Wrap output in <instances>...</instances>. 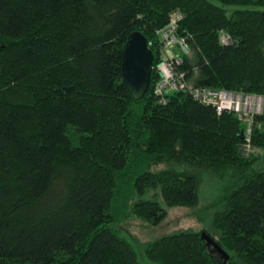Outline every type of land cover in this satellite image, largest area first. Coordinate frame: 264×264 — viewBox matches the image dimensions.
Listing matches in <instances>:
<instances>
[{
	"label": "trees",
	"instance_id": "1",
	"mask_svg": "<svg viewBox=\"0 0 264 264\" xmlns=\"http://www.w3.org/2000/svg\"><path fill=\"white\" fill-rule=\"evenodd\" d=\"M175 13L191 87L264 97V0H0V264H145L117 226L197 208L207 176L220 189L204 207L225 206L219 235L163 236L147 257L224 264L205 231L225 264H264V109L245 155L236 113L186 90L161 102L155 67L140 100L123 82L130 34L144 33L156 66Z\"/></svg>",
	"mask_w": 264,
	"mask_h": 264
},
{
	"label": "built area",
	"instance_id": "2",
	"mask_svg": "<svg viewBox=\"0 0 264 264\" xmlns=\"http://www.w3.org/2000/svg\"><path fill=\"white\" fill-rule=\"evenodd\" d=\"M180 18L179 13L173 14L170 23L157 32L161 49L159 60L154 66L159 75L155 92L160 97V101L165 103L169 93L186 90L202 103L215 107L220 115L225 112L236 113L245 123V143L242 151L246 155L252 149V135L257 125L256 117L263 113L264 97L225 89L191 87L186 80V74L177 69V66L183 63V54L191 52L189 37L180 36L177 32ZM221 41L228 44L231 38L223 32Z\"/></svg>",
	"mask_w": 264,
	"mask_h": 264
},
{
	"label": "rangeland",
	"instance_id": "3",
	"mask_svg": "<svg viewBox=\"0 0 264 264\" xmlns=\"http://www.w3.org/2000/svg\"><path fill=\"white\" fill-rule=\"evenodd\" d=\"M235 8L239 7H230V11L232 12ZM219 189L220 183L207 176L200 186L199 196L201 203L197 208L191 210L183 207L169 208L168 223L160 225H152L140 218L133 217L132 221L125 226H117L116 233L133 247L141 262L159 264L151 262L147 257L146 249L152 242L163 236L181 232H195L201 229H206L215 236L219 235V231L214 225V219L217 212L225 210V206L222 205L217 208L204 207L216 197Z\"/></svg>",
	"mask_w": 264,
	"mask_h": 264
},
{
	"label": "water",
	"instance_id": "4",
	"mask_svg": "<svg viewBox=\"0 0 264 264\" xmlns=\"http://www.w3.org/2000/svg\"><path fill=\"white\" fill-rule=\"evenodd\" d=\"M154 53L148 39L141 31H134L128 37L122 57L123 82L134 99H142L151 85L154 69ZM207 247L212 254H217L223 263L230 255L207 232L202 233Z\"/></svg>",
	"mask_w": 264,
	"mask_h": 264
}]
</instances>
